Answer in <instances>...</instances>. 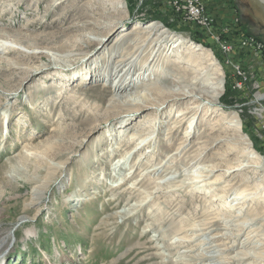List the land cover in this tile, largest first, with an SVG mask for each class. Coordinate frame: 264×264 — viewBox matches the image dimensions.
I'll list each match as a JSON object with an SVG mask.
<instances>
[{"label": "rangeland", "instance_id": "1", "mask_svg": "<svg viewBox=\"0 0 264 264\" xmlns=\"http://www.w3.org/2000/svg\"><path fill=\"white\" fill-rule=\"evenodd\" d=\"M235 2L239 11L233 17L223 11V5L214 9L210 0L204 1L214 20L213 29H206L178 18L175 0H0V33L8 35L0 36V41L17 51L0 52V241L6 238L0 264H219L215 260L220 257L198 261L203 248L222 251L214 253L224 254L221 264H239L233 259L238 251L256 252L254 247L262 245L256 250L264 253V164L228 172L248 161L242 157L249 148L246 143L264 158V1ZM105 11L112 15L102 14ZM79 21L89 26L78 29ZM150 22L167 28L176 35L174 40L184 38L186 48L182 46L176 51L179 55L162 62L150 77L140 78L137 87L159 84L177 90L175 69L183 75L189 72L190 78L201 69L185 63L193 44L209 51L223 74L218 104L197 109L173 135L170 127L188 106L189 97H181L182 105L173 106L169 95L159 98V88L153 92L151 106L141 113L122 118L106 115L114 83L90 72L108 58L104 51L114 46L117 35ZM169 23L171 27H165ZM15 34L25 40H17ZM90 38L99 39L102 46L92 47ZM133 42L120 44V53L110 56L111 61ZM77 47L90 53L74 68L69 61L79 57ZM201 53L194 56L203 57ZM175 58L184 63L171 67ZM161 75L167 78L159 79ZM226 88L231 96L223 103ZM66 100L70 101L63 105ZM11 106L16 108L9 119ZM234 115L237 121L231 123ZM136 126L145 131L131 132ZM139 133L152 144L134 154V159L131 156L124 171H109V166L126 160L122 156L128 152L123 154L119 146ZM146 163L165 165L166 174L178 177V183L163 189L154 183L157 190L149 188L150 176L137 174L122 185L124 178ZM216 166L219 171L212 172ZM17 167L23 169L11 184L7 175ZM204 173L211 176L209 182H204ZM143 178L137 198L126 193L136 179ZM230 185L238 191L228 195L225 190ZM38 187L41 193L36 199L33 193ZM242 192L250 195L237 205L233 199ZM128 204L138 207L125 220ZM255 216L259 222L253 229H259V234L249 246L243 244L247 232L223 230L222 221L215 222L228 218L244 226ZM22 219L25 223H20ZM206 238L210 242L199 247Z\"/></svg>", "mask_w": 264, "mask_h": 264}, {"label": "bare ground", "instance_id": "2", "mask_svg": "<svg viewBox=\"0 0 264 264\" xmlns=\"http://www.w3.org/2000/svg\"><path fill=\"white\" fill-rule=\"evenodd\" d=\"M95 5H98V4H95ZM102 14H106L108 16L112 15L110 12H107V11L102 12ZM111 21L115 22V16H113ZM88 26H89V23H84L83 21H81V22L79 21V22H77L75 24L76 28H78V29L81 28V29H84V30ZM112 26H109L108 28H112ZM109 31H105V32H109ZM4 32L0 33V36L2 38L8 36V35H4ZM121 34L122 35H120V34L117 35V37L115 38L116 39L115 41L113 40L114 41V46H112L109 49L108 52H107V50L104 51V54H108V58H104L103 60H101V62L98 63L90 71L91 74H94L93 76L103 77L104 79L106 78L107 81H111L112 84L114 83L113 86H115L114 90L109 91V92L112 93V97L110 99V103H109L108 107L104 109L105 113H103V114L107 115V113H113L114 115H116L115 117H121V118H122V116L127 115V114H132V113L139 114V113H141L142 111H144L145 109H147L148 107L151 106L152 102L155 100V98L153 97V95H154L153 92L157 91L160 88L159 89V93H158L159 98H161L162 96L165 97L166 95H169L172 98L167 99V100L170 101L172 99L173 103H174V104H172L173 106L182 105V100H180L181 97L182 98L183 97L184 98H188L189 97L188 100H187V101H189V104L186 102L188 106L184 110H182L181 113H179V117L176 119L175 122H173L174 127L173 126L170 127L169 134L173 135L174 132H177L184 124H186L185 120H186V118L189 115H191L192 118H193V115H195L197 113L196 112L197 109L202 108L204 105H217L218 104V102L220 100V97H221V92L223 91V85H224V83H223L224 82L223 81V74L221 73V69L217 67L218 64H217L216 58L209 51L203 49L198 44H196V45L193 44L194 46L191 45L188 48L189 54H191V56H194V54L196 55L197 52H202L200 55L203 56V57L194 56V58H192V59H191V56H190V58L186 59L185 63H187V64L193 63V65L190 64L191 67H200L201 68V69H198L199 73L195 74L191 78L189 76H191L192 74H188L189 72H187V74L183 75V74H181V70L179 68H177L179 65H181V63H184L183 61H181L179 58H175V59H173L171 61L170 66L171 67L172 66L176 67L177 69H175L174 72L177 75H179V79L176 81V83H178V85L176 87L177 90L173 91V90H171L172 88L171 89H169V88H164L163 89L159 84H156V85L143 84L141 87H137L136 83H137V81L140 78H142L144 76L150 77V75H152L153 72L156 73V71L159 70L158 67H159V65L162 62H164L165 60H168L170 57H174V56L179 55V53L176 52V51H180L182 46H185V39L182 38V37H178V39L174 40L176 35H173L167 28L166 29L163 28V26H161L159 23H154V22H150V23H148L146 25L136 24L131 29H129L128 31L123 32ZM17 36H18V34H15L14 37H16V39H17ZM120 36H122V37L120 38ZM20 38L17 39V40H25V37H23V36H20ZM130 39H133V41H134L133 44L131 46H129L128 48H126V51H124V53L121 54V56L118 59H115V60L111 61L110 56L112 57L113 55H118V53H120V49H121L120 44L124 43L125 40L129 41ZM90 40H91V46L92 47L93 46L94 47H96V46L101 47L102 46V41H99V39L90 38ZM176 43H179V44H176ZM185 48H186V46H185ZM76 51L79 52L78 53L79 57L75 58L74 60L69 61L70 65L73 66L74 68H77L80 65L81 60L88 59L89 53H90L89 50H87V51L85 50L84 51L80 47H77ZM0 52H6V53H10V54L17 53V51L11 45H9L7 42H4V41H0ZM65 62H67V61H65ZM206 63H207V67H204V65ZM12 66H14V65H12ZM14 67H16V66H14ZM161 74H163L162 71H161ZM163 78H167V75H161V77L159 79H163ZM116 81H117V83L115 84ZM152 89H155V90L152 91L151 95H150L148 92L151 91ZM72 90L76 92L79 89L74 88ZM133 90H135V91L134 92H129V91H133ZM175 97H176V99H173ZM177 98H178V100H177ZM200 99H202V100H200ZM61 101L62 100H60V103H61ZM68 101H70V100H66L65 102H63V105L68 104ZM72 101L73 100H71V102ZM60 103H59V105H60ZM15 108L16 107L11 106L8 109L9 117H10L9 119H11V117H12L11 115H12L13 111L15 110ZM163 111H164V109H163ZM209 112L210 111H208V113ZM210 113H211V115L214 114L213 112H210ZM64 114L68 115L67 111H65ZM100 115H101V113H100ZM236 118L237 117L234 115L232 117L233 121L231 123H235L237 121ZM9 122L10 121L8 120V126H9ZM232 126H234V125L232 124ZM146 128H148V127H146ZM132 131H137V132L142 133V132L145 131V127L141 128V126H136V127L132 128L131 132ZM140 133L138 135L133 134L132 138H130L131 140L129 139L130 141H128L127 145H120L119 146L118 149L120 150V152L123 151V154H124V152H128L127 154L122 156V158H124L126 160L122 161V162L118 161V163L116 165L113 163L114 164L113 166L112 165L109 166V171L112 170V168L114 169V171H116V170H118L120 172L124 171V167H125L126 163L129 161V159L131 158V156H133L132 159H134V154L138 153V151H140V150H144V148H146V147H148V145L152 144V141L146 140L145 137L147 135L145 136V135L140 134ZM7 139H8V137L6 138V140ZM132 139H135V140H132ZM139 140H141L140 142H142L143 145H142V143H139L138 146H136V144H137L136 142L139 141ZM183 144L185 145V142L181 143V145H183ZM246 144L249 146V148H246V150L243 151L245 153H243L242 157H244L245 159H248V161L245 162V163H242V165H240L238 168H232L231 170L228 171L229 173L233 172V171H237V169L238 170L239 169L240 170H247L249 168H253V169L257 168L258 169L259 167H262V165L264 164V161H263L264 158H262L259 155H257V153H254L251 150L252 146L250 144H248V143H246ZM184 145H183V149L185 148ZM168 147H170V145ZM57 148H55V147L52 148V152H56L58 150ZM55 149H56V151H55ZM251 155H252V157H251ZM194 158H196V157H194ZM120 160H122V159H120ZM14 164H15V162H14ZM139 164H140V162H139ZM134 167H135V165H134ZM142 167H144V168L142 169ZM22 169L23 168L17 167V168H15L14 173H11V174L7 175L8 178H9V182L11 184L14 182V179H15L16 174H17L16 172H19ZM145 170H147V171H145ZM168 171L169 170L167 168H165V165L153 166L151 163H146L145 166L144 165H141V166L139 165L136 168V170L133 172V175L130 176L129 179H125L124 178V181L121 182V183H122V185H124V183L126 181H129L135 175L139 174L138 176L145 175L144 176L145 178H146V176L147 177L148 176L151 177V178L148 179L149 185H150L149 188H153V189L156 188L157 189L158 188L157 186H159V185H161L160 187L162 188L163 186H165L166 184H170L171 182L177 184L178 182L176 181V179L178 177H174L175 175L174 176L172 175L173 177H170L168 174H166V172H168ZM215 171H219L217 166L214 167V169H212V172H215ZM197 174H199V173H197ZM156 176H157L158 179L153 181L152 178L153 177L156 178ZM185 176H187V175H185ZM189 176L192 177L191 174ZM198 176L199 175H197V177ZM169 177H170V179H169ZM202 178H206V180L204 181V182H206V181H208L207 178H211V176H205V173H204ZM184 179L186 180L187 178L185 177ZM192 179H194V178H192ZM122 180L123 179L120 178L119 180L116 181V183L119 184V182L122 181ZM136 180H137V182H136ZM136 180H135V182H133V184L135 186L133 187V186L130 185L127 188V192H126L127 194H131V196L133 198H137L139 196V194H136V191H141V187H138V186L144 180V178L142 180H140V181L138 179H136ZM196 180H197V178H196ZM202 180H204V179H202ZM146 183H144L143 185H145ZM154 183H155V185L156 184H158V185L155 186ZM188 184H190V183H188ZM209 186H211L210 183L208 184V187ZM230 186H231V188L228 186L230 189H228V190L226 189L225 190L226 192H228V195H229V193L231 191H238V189H234L235 188L234 185L233 186L230 185ZM205 187H207V185ZM117 188H119V186H117ZM259 189L261 190L262 188H259ZM152 192H149V194H152ZM40 193H41V191H39V187L34 189V193L33 194L38 196V197H36V199L39 198ZM142 194H144V192ZM253 194H256V193H253ZM248 195H250V194H248ZM248 195L246 194V192L245 193L242 192L241 194L238 193L237 196L233 199V202L234 201H238L239 203L237 205H239L241 203V201H243V200H245L247 198ZM226 197H227V194L222 196V198H226ZM228 198H230V197L228 196ZM147 199H149V197ZM33 205H36V204H33ZM127 207L128 208H126L124 210V212H123L125 214V216H123V219H125V220L130 217V213L133 212L131 210H135L136 209L134 206H133L134 208L133 207L130 208L129 204L127 205ZM201 218H203V217H201ZM237 218H238V216H237ZM257 218L258 217L255 216V217H253L251 219H247V221H245L244 223L241 224V225H244V226L235 225L236 221L235 220L232 221V220H230L228 218H226L224 220L218 219L215 222L217 224V222H221L222 221L221 222V223H223L222 226H224V228H222L223 230L224 229L225 230H233L235 232H239V233H242V234L247 232L248 234H247L243 244H245V246H249V245H254L253 240L256 239V237H258V234H259L258 233L259 229H253V227L257 224V222H259L258 221L259 219H257ZM24 221L25 220L22 219V220H20V223L21 222L25 223ZM213 226H215V224ZM234 227H236V228H234ZM207 233L210 234V231L207 232ZM226 234L227 233H225L224 235H226ZM238 236L239 235L235 236V239H238ZM218 239H219V237H218ZM5 240H6V238L3 239L2 241H0V252L3 251V245L2 244L5 242ZM208 242H210L209 238L204 239L202 241V244H200L199 247H201L203 245V243H204V245H207ZM260 247L259 246L254 247L253 250L256 251V252L252 251V253L244 252V251H242V252L238 251V254L236 256H234L233 259H234L235 262H238L239 264H244V263H246V261L250 260V258H253L254 260L252 262H248L246 264H262V263H264V253H260V252L257 253V250H256V249H258ZM203 251H204L203 253H200L196 257V259L198 261H201V260H202V262H207V261H210V260L213 261V260H215V257H217V258L220 257L219 260H215V262L217 261V263H219V264H221L222 261H225V260H223V258H225V257H223L224 254L218 255V256L214 255V253L216 254V252H219L220 250L216 251V249L215 250H213V249L210 250L209 248H205V249L203 248ZM221 252L222 251H220V253ZM180 254L182 255L183 253H180ZM144 261H146V259H143L140 262H144ZM202 262H200V263H202ZM226 263H228V262H226ZM222 264H224V263H222Z\"/></svg>", "mask_w": 264, "mask_h": 264}, {"label": "built area", "instance_id": "3", "mask_svg": "<svg viewBox=\"0 0 264 264\" xmlns=\"http://www.w3.org/2000/svg\"><path fill=\"white\" fill-rule=\"evenodd\" d=\"M205 0H175L176 12L181 14L185 22L193 23L195 26L213 29L214 20L209 15V10L204 4ZM236 23L239 19L236 18ZM200 27V26H199Z\"/></svg>", "mask_w": 264, "mask_h": 264}, {"label": "crops", "instance_id": "4", "mask_svg": "<svg viewBox=\"0 0 264 264\" xmlns=\"http://www.w3.org/2000/svg\"><path fill=\"white\" fill-rule=\"evenodd\" d=\"M210 1H211V4L209 5L210 7L216 9L218 5H223L224 7H221V8H226L223 10L224 12L229 13V15L233 17L238 15L237 13L239 9L237 7L235 0H210ZM207 9L210 10L208 6H207Z\"/></svg>", "mask_w": 264, "mask_h": 264}, {"label": "trees", "instance_id": "5", "mask_svg": "<svg viewBox=\"0 0 264 264\" xmlns=\"http://www.w3.org/2000/svg\"><path fill=\"white\" fill-rule=\"evenodd\" d=\"M181 17H182L181 14H179V15H178V18L181 19ZM168 25H169V26H166V25H165V27H171V24H170V23H169ZM172 26H173V25H172ZM229 92H230V89L226 88V92H225V94H224V96H223V98H222V102H223V103H227L228 99H230V96H231V95H230ZM230 104H231V103H230Z\"/></svg>", "mask_w": 264, "mask_h": 264}, {"label": "flooded vegetation", "instance_id": "6", "mask_svg": "<svg viewBox=\"0 0 264 264\" xmlns=\"http://www.w3.org/2000/svg\"><path fill=\"white\" fill-rule=\"evenodd\" d=\"M238 5H239V4H238ZM239 8H240V11H241V7H240V6H239ZM243 17H244V16H243ZM243 17H242V20L244 21L246 18H243Z\"/></svg>", "mask_w": 264, "mask_h": 264}, {"label": "water", "instance_id": "7", "mask_svg": "<svg viewBox=\"0 0 264 264\" xmlns=\"http://www.w3.org/2000/svg\"><path fill=\"white\" fill-rule=\"evenodd\" d=\"M264 1V0H263Z\"/></svg>", "mask_w": 264, "mask_h": 264}]
</instances>
